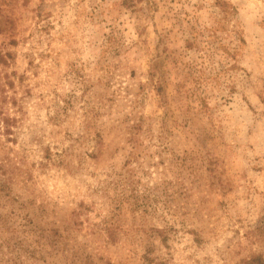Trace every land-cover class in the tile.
Masks as SVG:
<instances>
[{"label": "rangeland", "instance_id": "rangeland-1", "mask_svg": "<svg viewBox=\"0 0 264 264\" xmlns=\"http://www.w3.org/2000/svg\"><path fill=\"white\" fill-rule=\"evenodd\" d=\"M0 264H264V0H0Z\"/></svg>", "mask_w": 264, "mask_h": 264}]
</instances>
